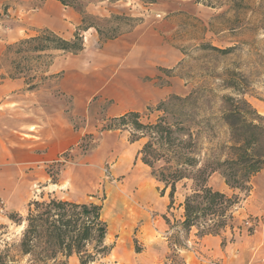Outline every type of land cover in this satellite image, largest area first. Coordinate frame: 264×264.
<instances>
[{
  "label": "rangeland",
  "instance_id": "374dc122",
  "mask_svg": "<svg viewBox=\"0 0 264 264\" xmlns=\"http://www.w3.org/2000/svg\"><path fill=\"white\" fill-rule=\"evenodd\" d=\"M52 1H56L61 16H65L66 12L69 14L68 24L61 23L60 18L57 22L52 20L53 27L58 29L53 31L65 39H71L75 32H79L83 39V49L77 55L52 52L53 57L58 56L56 65L52 67L58 72L49 73V64L44 69L43 75L46 79L39 85H55L56 79L64 72L65 65L72 61L75 67L84 66L87 74L99 71L101 66L102 71L108 70L114 78L131 81L137 77L151 82L155 88H169L168 94L160 97L154 95L153 101L138 111L139 119L143 123L153 122L160 114V111L148 110L147 107L154 108L160 101L167 103L172 96L183 98L193 94L192 99L200 108L196 122L202 115L214 113L216 121H213L210 133L212 146L217 154L223 156L228 151H220L219 146L229 139L230 133L227 125L219 120L220 112L227 108V103L225 104L221 97L230 96L235 100L240 98L225 87L226 80H232L237 88L244 92V98L257 114L264 116L258 112V106L264 104V0H73V6L63 5L59 0ZM19 15L24 18L28 12ZM11 16L15 18L18 13H7L5 20L11 21ZM7 24L12 25L11 22ZM89 25L92 26L84 30ZM96 28L101 30L102 35L99 36ZM38 29L40 28L35 30V34ZM111 36V39L101 43L100 39ZM13 43H4L0 47V72L8 75L11 74V61L16 56L8 52L6 47ZM212 48H230L231 51L222 54ZM34 73L31 70L25 75L29 77ZM37 75L39 76V72ZM37 81L39 80H33ZM99 98L100 94L90 97L88 113H91V119L86 124L83 125L86 117L75 121L76 127H79V124L89 127L84 133L83 141L43 167L45 176L40 183H33L27 190L26 200L20 204L10 202L5 206L0 199V250L6 242H17L22 230V226L7 218V213L24 214L27 202L38 198L39 195H51L77 202L101 203L103 218L110 227L112 226L111 217L114 211L111 208L120 198L117 196V190L119 184L123 183L125 174L118 176L113 173V163L116 161L113 155L106 152L95 154L92 151L101 133L107 130L103 127L115 123L111 118L104 116V109L110 99ZM67 101L71 103L72 100L68 98ZM238 106L243 110L248 109L241 104ZM248 118L255 117L250 115ZM253 122L264 126V120L255 118ZM119 129L125 130L124 134L129 140L128 128ZM206 134L207 132L200 136L202 148L207 147ZM143 142L144 139H141V144ZM260 143L264 148V138ZM129 149L131 148L124 151ZM94 162H99V167L92 165ZM132 164H136L135 167ZM129 167L132 173L144 175L145 180L156 188L158 183L150 176L149 168L143 165L139 158L129 163ZM72 174L78 178L76 181H71ZM217 179L223 180L219 173L209 179V185L216 188L219 184ZM225 192L231 193L227 190ZM250 195L251 192L247 195L240 193L241 201L235 208L237 224H241L242 230L234 229V247L229 250L233 260L231 264H240L239 242L249 234L247 228L251 227L252 233L256 227L264 228V213L248 212ZM181 200L182 193L179 191L176 203ZM172 213L178 217L177 208H174ZM168 216L172 225L173 218ZM174 231L175 227L171 228L167 238ZM231 237L230 231L227 230L221 234L220 240L222 242L224 239L225 244L233 246ZM106 243L113 244L114 237L110 236ZM186 247L192 250L193 242L187 239ZM179 250L169 249L166 264L181 262ZM201 255L197 256V259L208 264H220L223 260L222 255ZM23 263V260L20 261V264ZM91 264H106V261L101 258Z\"/></svg>",
  "mask_w": 264,
  "mask_h": 264
},
{
  "label": "trees",
  "instance_id": "16d2710c",
  "mask_svg": "<svg viewBox=\"0 0 264 264\" xmlns=\"http://www.w3.org/2000/svg\"><path fill=\"white\" fill-rule=\"evenodd\" d=\"M59 1L66 6L75 3L73 0ZM96 30L102 35L99 28ZM112 37L100 39L101 43ZM6 49L16 56L11 61L9 77H22L26 89L31 90L46 79L44 69L52 61V52L76 54L83 49V39L79 32L65 39L45 28ZM212 49L222 54L231 51L230 48ZM31 70L35 73L27 77L26 72ZM35 79L39 81L33 82ZM225 87L240 98L221 97L227 108L220 112L219 120L227 125L230 133L229 139L219 146L220 151H228L224 156L217 154L212 146L210 133L216 121L214 113L202 115L196 122L200 108L195 105L193 94L170 97L177 104L169 99L167 103L160 101L154 108L147 107L160 111L153 122L143 123L138 111L129 110L112 117L115 123L103 127L107 130L128 128L131 142L144 139L136 158L149 168L150 176L158 183L159 195L168 198L167 214L173 218V224L170 225L166 214L163 219L170 229L175 227L174 233L167 238L168 247L173 251L186 248L192 230L197 239L207 235L221 236L229 230L230 241H233L234 229L242 230L235 216V208L241 201L239 195L251 191V178L264 166V148L260 143L264 138V126L253 122L255 118L264 120V116L257 114L232 80H226ZM239 104L248 109L243 110ZM250 115L255 118L249 119ZM206 132L207 147L202 148L200 136ZM215 172L223 178L230 194L209 185V177ZM179 191L182 200L176 203ZM174 208L181 209L178 219L172 213ZM7 218L22 226V230L17 242H6L0 250V264H20L22 260L23 264H68L73 255L79 264H91L106 257L113 248V244L106 243L108 223L103 218L101 203L39 195L27 202L24 214L9 212ZM247 231L251 234L252 228ZM225 241L223 239L221 244ZM139 249L135 246L136 251ZM173 264H184V261Z\"/></svg>",
  "mask_w": 264,
  "mask_h": 264
},
{
  "label": "crops",
  "instance_id": "0c3cea01",
  "mask_svg": "<svg viewBox=\"0 0 264 264\" xmlns=\"http://www.w3.org/2000/svg\"><path fill=\"white\" fill-rule=\"evenodd\" d=\"M55 3L52 0H0V47L4 43L33 36L37 28L58 31L53 27L52 20L57 22L60 18L61 23L68 24V12L61 16ZM10 12L18 13V16H11V21H6V14ZM26 12L28 15L21 18L19 14ZM8 22L12 25H8ZM57 57H53L50 63L51 74L58 72L52 68L56 65ZM71 62L65 65L55 85L43 83L31 90L26 89L22 77L10 78L8 74L0 72V199L5 206L10 202L20 204L25 201L27 190L33 183H40L45 176L43 167L81 141L89 130L88 126L83 125L91 119V113H88L91 96L100 94L99 99L111 100L104 109V116L112 118L129 110L141 111L153 101L154 95L160 97L169 92L167 87L155 88L151 82L137 77L131 81L114 78L108 70L102 71L101 66L99 71L87 74L84 66L75 67ZM68 98H71V103H68ZM258 107V112L264 115V104ZM83 117H86V121L76 127L75 121ZM124 132L121 129L103 131L92 150L95 154L106 152L113 155L116 158L113 173L118 176L125 174L117 190L120 198L111 208L114 215L106 236V241L110 236L114 237L113 248L104 258L106 264H166L170 227L163 215L168 216V199L166 195L160 196L144 175L132 173L129 163L137 160L141 139L131 142ZM129 147L131 149L125 152ZM99 164L94 162L92 165L99 167ZM132 165L135 167L136 164ZM95 172L97 174V170ZM77 179L72 174L71 181ZM217 181L219 184L214 189L230 191L223 180ZM250 183L252 189L248 212L262 214L264 166L251 178ZM180 213L181 209H178L176 219ZM188 240L193 242L194 248H181L185 250L183 252L179 250L184 264H208L197 259V256H202L201 253L222 255L220 264L233 263L229 250L234 247V241L230 246L221 244L220 236L207 235L197 239L194 230L190 232ZM239 243L240 264H264V228L256 227ZM135 246L140 248L139 251L135 250ZM75 261L78 262L76 256L69 257V264H76Z\"/></svg>",
  "mask_w": 264,
  "mask_h": 264
}]
</instances>
